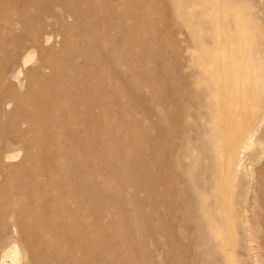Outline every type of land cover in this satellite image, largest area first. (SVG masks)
I'll return each mask as SVG.
<instances>
[{
	"label": "rangeland",
	"instance_id": "1",
	"mask_svg": "<svg viewBox=\"0 0 264 264\" xmlns=\"http://www.w3.org/2000/svg\"><path fill=\"white\" fill-rule=\"evenodd\" d=\"M31 52L36 57L24 66ZM214 63L224 71V82L231 84L234 95L229 101L239 108L248 102L247 114L262 119L245 159L259 180L264 172V0H0V202L8 204L14 198L20 204L14 206L16 212L36 208L42 216L49 203L62 200L82 209L88 215L87 230L77 228L73 239L68 235L66 264H182L184 255L186 264H264L261 240L249 242L240 226L229 227L226 240L196 239L194 233L184 239L188 224L180 219L181 212L155 214L152 206L151 85L174 80L179 86L192 84L194 91L204 68L214 70ZM55 67L80 79L88 77L92 93L103 80L119 95L108 112L100 111V102L91 104L93 117L104 122L101 145L90 138L76 141L78 151L85 143L93 154L76 166L66 162L65 170L56 175L48 169L52 162L41 156L50 149V155L57 153L51 148L52 134L65 142L68 132L51 122L43 109L49 102L56 104L58 97L68 105L79 93L74 88L44 89ZM18 97L25 99L28 115H22L25 108ZM36 112L41 120L32 129ZM214 112L188 118L190 124L210 130L202 136L203 161L205 150L212 148L208 140L220 138L218 144L225 145L243 132L240 124L246 111L228 109L224 117ZM72 131L82 137L87 128L77 124ZM36 138L46 147L32 146ZM16 153L17 159L5 162L6 155ZM33 198L38 200L33 203ZM262 198L260 190L249 196L247 214L261 224ZM32 223L37 235L48 237L40 219L34 217ZM96 226L104 230L99 233ZM259 230L256 226V234L264 237ZM8 232L9 225L0 220V238L6 241ZM82 236L93 244L84 249L78 244ZM23 237H15L20 246ZM42 262L48 263V258Z\"/></svg>",
	"mask_w": 264,
	"mask_h": 264
},
{
	"label": "bare ground",
	"instance_id": "2",
	"mask_svg": "<svg viewBox=\"0 0 264 264\" xmlns=\"http://www.w3.org/2000/svg\"><path fill=\"white\" fill-rule=\"evenodd\" d=\"M19 13L23 16L21 10H19ZM18 16L20 17V15ZM243 34L245 32L241 33L242 36ZM101 40L103 43H107L105 39ZM35 57V52L29 53L24 59V66L33 62ZM216 67L219 66L215 64L214 70L204 68L200 74L202 77L198 81L196 80L197 82L194 84L196 88L198 87L195 90H200L196 95L195 90H192V84L189 85L188 83H182L179 86V83L170 80L161 81L160 83L154 82L151 85L152 113L154 116L152 130L155 132L151 149L152 186L150 192L153 210L155 214H159L161 210H164L172 216H175L177 212H181L182 217L180 219L188 224L184 239H188V236L194 233L196 239L202 237L204 239L226 240L229 227L238 225L242 228L246 240L253 242L260 239L262 243L260 250H264V237L259 236L260 234L257 235L258 233L255 232L256 226L259 227V231H264V223L253 221L247 215L250 207L249 196L252 193L258 190L263 192L261 202L264 206V172L261 171L260 179L256 178L255 180V170L249 168V165L245 162L246 156L252 147L255 129L259 124L261 127L263 124L262 119L258 120L254 115L247 114L248 102L239 108L229 101L228 98L232 99L230 96L233 94L231 84L224 82L222 79L224 71L216 69ZM67 71L68 69L60 71L55 67L54 76L47 81L44 87V89L55 91L58 89L53 88L55 86L69 91L74 88L79 93L76 99L69 100L68 105L66 102H61L60 97H58L59 99L54 100L56 104L51 105L52 102H49L46 110L45 107L43 109L45 115H49L51 122L62 124L68 132L65 142L57 141V137L52 134L49 137L50 143H52L51 148L56 149L57 153L54 151V154L50 155V150H52L50 149L49 151L46 150L41 156L52 162L53 166L48 169L54 175L65 170L66 162L70 161L76 166L81 160H89L93 154L92 149L84 143L78 151L75 142L90 138V140L99 142L101 145L103 136L99 131L105 129L104 122L93 117L92 110H90L91 104L100 102V111L103 112L104 109V112H108L113 106L114 99L119 97L117 92L112 91L113 89H107L103 80L100 81L98 86L92 88L94 89L92 93L90 89L92 86L88 77L85 79L81 77L80 79L78 74H68ZM194 80L193 82H195ZM64 81L66 82V88L65 84L60 86ZM212 98L219 100L212 103ZM18 103L22 108H25V99L18 97ZM204 109L206 110L202 112ZM228 109L246 111L242 114L240 124L243 132L234 135L225 145L222 144L223 142L221 145L218 144L221 141L220 138H217L214 143L208 140L207 143L214 148V154L212 148L205 150L206 154L204 155L208 161L207 163V161H203L200 151L206 146L205 138L202 136H206L210 130L207 127H200L198 123L190 124L188 118L210 117V114L213 115L215 110L220 111L219 114L224 117L228 114ZM25 111H27L26 108L22 109V115H28L29 111L27 113ZM42 114L36 112L33 115L32 129H34L36 122H40L41 119L38 118ZM53 123L52 125L55 126ZM77 124L87 128L82 137L73 135V127ZM55 129L53 133H55ZM57 131L55 134H57ZM198 142L201 146L200 149H197ZM31 145L41 148L46 147L44 140L40 138H36ZM19 156V153L6 155L5 162L9 163ZM177 159H180L179 164ZM256 159L259 162L253 163L254 166L261 161L260 157ZM238 188L241 189L239 194H237ZM36 199L33 200V203L36 202ZM60 203H49L46 215L42 216L43 214L41 215L36 208L30 209L28 213L16 212L14 206L19 203L14 198L8 204L0 202V220L10 227V232H8L10 237L6 241H4L6 238H0V264H43L42 261L46 258H48V263L45 264H66V255H69L65 254L68 253V251H65L69 246L67 245L69 240H67V237L68 235L73 236L71 234H74L73 232L77 228L87 230L88 221L86 218H88V215L82 209L69 207L65 200ZM78 204L86 205L85 202ZM238 205H240L238 209L234 208ZM34 217L41 220V225L46 226L48 237L45 238L43 235L35 233L38 231L32 226L34 224H31V219ZM174 221H178V219L175 218ZM15 222H17V226ZM13 227L14 230H12ZM103 230L104 228L101 226L96 229L99 233ZM20 233L24 236V244L21 246L15 239ZM227 238L230 237L227 236ZM81 239L78 240V244L83 246L84 249L93 244V241H86L84 236ZM61 241L63 243L65 241V243L61 244V249H58ZM186 256L184 255V259L181 261L182 264H186ZM231 256L228 252L227 257L231 258ZM67 264H70V261Z\"/></svg>",
	"mask_w": 264,
	"mask_h": 264
}]
</instances>
